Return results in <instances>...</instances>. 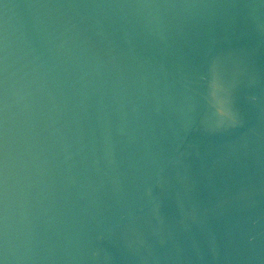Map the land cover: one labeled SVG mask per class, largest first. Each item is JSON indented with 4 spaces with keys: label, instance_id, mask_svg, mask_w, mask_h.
<instances>
[{
    "label": "water",
    "instance_id": "1",
    "mask_svg": "<svg viewBox=\"0 0 264 264\" xmlns=\"http://www.w3.org/2000/svg\"><path fill=\"white\" fill-rule=\"evenodd\" d=\"M0 264H264V0H0Z\"/></svg>",
    "mask_w": 264,
    "mask_h": 264
}]
</instances>
